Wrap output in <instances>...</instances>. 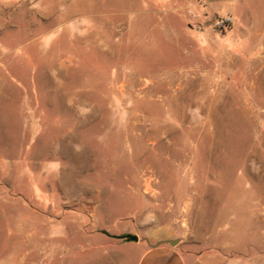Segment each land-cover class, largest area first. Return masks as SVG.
<instances>
[{
	"label": "rangeland",
	"instance_id": "374dc122",
	"mask_svg": "<svg viewBox=\"0 0 264 264\" xmlns=\"http://www.w3.org/2000/svg\"><path fill=\"white\" fill-rule=\"evenodd\" d=\"M164 228L264 264V0H0V264H135L102 231Z\"/></svg>",
	"mask_w": 264,
	"mask_h": 264
},
{
	"label": "crops",
	"instance_id": "0c3cea01",
	"mask_svg": "<svg viewBox=\"0 0 264 264\" xmlns=\"http://www.w3.org/2000/svg\"><path fill=\"white\" fill-rule=\"evenodd\" d=\"M142 8L145 14V5ZM144 236L148 244L141 240L135 243V250L139 252L135 264H206L202 254H186L168 245L150 246L160 241L173 240L172 231L168 228L146 230Z\"/></svg>",
	"mask_w": 264,
	"mask_h": 264
},
{
	"label": "water",
	"instance_id": "95a60500",
	"mask_svg": "<svg viewBox=\"0 0 264 264\" xmlns=\"http://www.w3.org/2000/svg\"><path fill=\"white\" fill-rule=\"evenodd\" d=\"M102 234L106 235L107 237H110V238H113L115 240H119L122 242H126V243H137L139 241V238L137 235L130 234V233H126V234H122V235H110L108 232L102 231ZM142 241H145L148 244L146 239H142ZM178 242H179V239L164 240V241H160V242H158L154 245H150V246L158 247L160 245H168L170 247H174Z\"/></svg>",
	"mask_w": 264,
	"mask_h": 264
},
{
	"label": "built area",
	"instance_id": "2783aa9c",
	"mask_svg": "<svg viewBox=\"0 0 264 264\" xmlns=\"http://www.w3.org/2000/svg\"><path fill=\"white\" fill-rule=\"evenodd\" d=\"M232 18L228 15L219 16L215 19L214 26L219 30H225L232 25Z\"/></svg>",
	"mask_w": 264,
	"mask_h": 264
}]
</instances>
